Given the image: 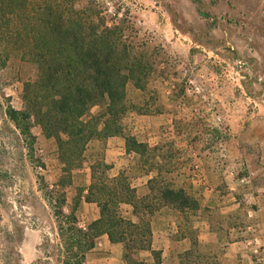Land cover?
<instances>
[{
  "label": "trees",
  "instance_id": "obj_1",
  "mask_svg": "<svg viewBox=\"0 0 264 264\" xmlns=\"http://www.w3.org/2000/svg\"><path fill=\"white\" fill-rule=\"evenodd\" d=\"M124 36L122 25L107 24L97 0H0V67L15 55L37 70L36 78L24 83L22 109L8 106L5 113L32 141V124L38 125L45 138L54 140L61 165L55 211L60 264H84L85 254L103 234L122 245L125 264H164L161 251L151 246V225L164 219L162 210L180 221L181 250L167 264H222L221 259L227 264L230 260L223 253L201 250L194 227L200 196L179 180L178 150L171 141L150 146L126 135L127 150L139 155L140 171L154 169L157 177L138 192L127 176L110 178L108 166L96 161L85 200L97 204L99 218L82 228L74 212H63V188L72 183V172L83 166L87 144L124 135V119L130 114L165 110L159 94L148 88L152 55ZM123 203L132 206L136 223L121 216ZM212 221V229L220 234L223 222L237 227L244 223L241 211L232 219L214 211Z\"/></svg>",
  "mask_w": 264,
  "mask_h": 264
},
{
  "label": "rangeland",
  "instance_id": "obj_2",
  "mask_svg": "<svg viewBox=\"0 0 264 264\" xmlns=\"http://www.w3.org/2000/svg\"><path fill=\"white\" fill-rule=\"evenodd\" d=\"M97 1L109 26L122 25L124 38L152 55L148 88L159 94L164 111L173 94L204 95L205 77L197 70L210 67L225 81L240 84L242 96L255 100L264 113V0ZM36 74L34 64L15 55L0 67V264H60L63 259L55 212L61 192L45 171L54 155L36 140L38 125L32 124V141L5 113L8 106L22 109L24 83ZM222 117L221 109L213 112L216 125ZM225 258L227 264H239Z\"/></svg>",
  "mask_w": 264,
  "mask_h": 264
},
{
  "label": "crops",
  "instance_id": "obj_3",
  "mask_svg": "<svg viewBox=\"0 0 264 264\" xmlns=\"http://www.w3.org/2000/svg\"><path fill=\"white\" fill-rule=\"evenodd\" d=\"M197 71L205 77L204 95L188 98L173 94L169 110L157 115L130 114L124 119V135L91 140L87 144L83 166L72 172V183L63 188V210L67 214L74 212L82 228L99 218L97 204L85 200L91 183V165L96 161L108 166L106 173L110 178L127 176L130 186L138 192L157 177L154 169L140 171L139 155L127 150L126 135L150 146L171 141L178 150L179 180L190 184L200 196L194 227L201 250L221 251L224 256L237 259L239 264H264V113L255 100L242 96L240 84L225 81L220 70L201 67ZM206 105L209 108L204 109ZM220 109L222 122L216 125L213 112ZM38 135L36 140L46 143L54 155L55 162L46 164L45 171L52 173L58 187L62 171L56 145L41 131ZM194 160L200 164L196 175L192 167ZM79 188H82L80 193ZM214 211L231 219L241 211L244 223L237 227L223 222L220 225L224 233L220 234L212 229ZM159 213L164 219L151 225V246L161 251L163 263L167 264L181 250L180 221L168 215L169 211ZM120 214L137 222L130 204H121ZM252 229L260 234L258 254H253L245 242ZM149 254L144 252L146 256ZM86 260L89 264H125L122 245L110 242L105 234L95 239L94 247L85 254L84 264Z\"/></svg>",
  "mask_w": 264,
  "mask_h": 264
},
{
  "label": "built area",
  "instance_id": "obj_4",
  "mask_svg": "<svg viewBox=\"0 0 264 264\" xmlns=\"http://www.w3.org/2000/svg\"><path fill=\"white\" fill-rule=\"evenodd\" d=\"M193 90L196 94L199 93L198 87H194ZM215 120L217 122H220L221 121L220 115H217L215 117ZM192 167L195 175L200 172V164L197 160H194ZM245 242L248 245V247L251 249V252L253 254H258L259 246H260V237L256 230L252 229L251 236L247 240H245Z\"/></svg>",
  "mask_w": 264,
  "mask_h": 264
}]
</instances>
